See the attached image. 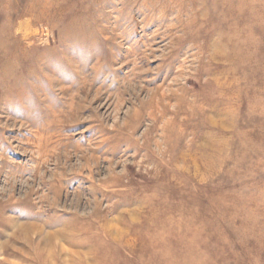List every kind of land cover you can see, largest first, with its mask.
I'll use <instances>...</instances> for the list:
<instances>
[{
    "label": "rangeland",
    "instance_id": "rangeland-1",
    "mask_svg": "<svg viewBox=\"0 0 264 264\" xmlns=\"http://www.w3.org/2000/svg\"><path fill=\"white\" fill-rule=\"evenodd\" d=\"M0 264H264V0H0Z\"/></svg>",
    "mask_w": 264,
    "mask_h": 264
},
{
    "label": "bare ground",
    "instance_id": "bare-ground-1",
    "mask_svg": "<svg viewBox=\"0 0 264 264\" xmlns=\"http://www.w3.org/2000/svg\"><path fill=\"white\" fill-rule=\"evenodd\" d=\"M144 250H145V248H144Z\"/></svg>",
    "mask_w": 264,
    "mask_h": 264
}]
</instances>
